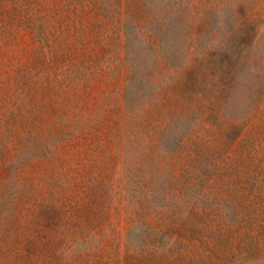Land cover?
<instances>
[{"label": "rangeland", "instance_id": "obj_1", "mask_svg": "<svg viewBox=\"0 0 264 264\" xmlns=\"http://www.w3.org/2000/svg\"><path fill=\"white\" fill-rule=\"evenodd\" d=\"M0 264H264V0H0Z\"/></svg>", "mask_w": 264, "mask_h": 264}]
</instances>
